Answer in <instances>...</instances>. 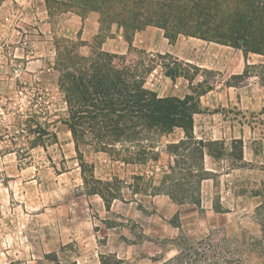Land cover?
Wrapping results in <instances>:
<instances>
[{
    "label": "rangeland",
    "instance_id": "1",
    "mask_svg": "<svg viewBox=\"0 0 264 264\" xmlns=\"http://www.w3.org/2000/svg\"><path fill=\"white\" fill-rule=\"evenodd\" d=\"M20 1L0 0V264H77V245L87 244L89 238L99 251L103 249V257L120 258L122 264H153L152 257L169 258L177 252L179 237L197 242L209 236L223 258L230 260L233 244L225 237L241 241L261 237L264 110L241 114L218 106L194 116L196 138L222 137L229 152L231 140L245 135L248 156L239 167L225 157L205 156L204 165L213 176L201 183L199 206L172 201L177 206L171 208L155 201V196L143 198L146 210L142 211L128 200L125 188V200L114 201L106 211L100 198L85 195L79 157L70 132L60 123L67 116L56 68L57 41L66 39L54 33L60 14L43 18L37 0ZM112 27L102 31V41ZM71 41L78 42L75 50L83 55L101 45ZM143 50L127 52L126 64L147 61L152 58L149 53H157L145 49L142 54ZM202 70L194 86L200 79L211 86L229 81L218 72ZM186 85L183 79L176 83L167 79L160 68L145 82L159 96L181 97ZM39 127L48 134L38 132ZM181 136L177 130L163 137L162 143L176 142ZM81 151L96 178L116 176L127 184L132 175L157 173L167 164L165 155L157 164L125 166L87 147ZM228 209L235 213H226ZM233 226H238V233L230 235ZM255 251L250 264H264ZM116 253L122 255L117 258Z\"/></svg>",
    "mask_w": 264,
    "mask_h": 264
},
{
    "label": "trees",
    "instance_id": "2",
    "mask_svg": "<svg viewBox=\"0 0 264 264\" xmlns=\"http://www.w3.org/2000/svg\"><path fill=\"white\" fill-rule=\"evenodd\" d=\"M48 16L71 12L82 19L94 12L98 15L99 33L93 40L102 43V31L115 25L122 30L128 52L135 33L146 27L162 30L173 44L178 36L193 37L229 46L248 53L264 55V0H43ZM78 42L60 39L56 44L58 86L66 104L67 116L60 123L70 132L79 157L85 195H97L106 211L111 204L125 200L140 210L143 198L167 196L177 205L201 203V183L213 176L204 165L205 156L223 157L232 165L243 164V141L232 139L229 152L223 141H205L194 135V116L204 112L200 96L212 88L202 79L192 82L203 70L170 53H149L147 61L127 65L124 55L103 51L100 46L88 55L75 50ZM146 54L145 51H140ZM160 68L164 77L188 82L189 93L182 97L159 96L146 88V77ZM257 71L264 85V65L248 66L227 83L239 85ZM205 85V87L203 86ZM264 110V109H263ZM217 112V111H215ZM43 135L45 130L38 129ZM182 133L176 142L162 143V138L175 131ZM218 146V147H217ZM104 153L114 162L128 166L157 164L167 157L165 168L150 175L131 176V184L116 176L109 180L96 178L92 166L83 161L81 148ZM227 152V153H226ZM89 166V167H88ZM87 173V174H86ZM137 196L140 199L137 200ZM176 220V215L174 216ZM173 223V226H177ZM233 244L231 259L223 258L219 245L208 236L197 242L176 238L177 252L162 259L152 257L153 264H250L253 249L264 258V225L261 237H245L242 241L225 237ZM111 259V260H110ZM100 257V264H122L116 258Z\"/></svg>",
    "mask_w": 264,
    "mask_h": 264
},
{
    "label": "crops",
    "instance_id": "3",
    "mask_svg": "<svg viewBox=\"0 0 264 264\" xmlns=\"http://www.w3.org/2000/svg\"><path fill=\"white\" fill-rule=\"evenodd\" d=\"M19 2L21 1L19 0ZM37 2L41 6L42 13L44 14L43 18H47V11L45 10L43 0H37ZM47 24V22L44 23V25ZM54 33L57 34V36L69 40H80L84 45H88L93 42L99 33L98 15L92 12L82 19L80 16L71 12L62 13L58 16ZM155 35L159 36V38L161 37L162 39L160 38L159 40V38ZM131 46L133 48L139 47L144 50L157 51V53H170L180 60L184 59L190 63H194L201 69L218 72L219 75L221 74V78L225 77V80L229 79V81L232 76L242 74L246 65H264V55L248 53L244 56L241 50L233 49L229 46L213 42L203 41L193 37L178 36L176 41L171 44L163 37L162 30L156 27H146L145 29L135 33ZM100 48L108 53L126 55L128 52V43L123 39L122 30L115 26L111 29V35L102 41ZM182 79L183 78H177L175 83L181 81ZM183 80L186 84H188L187 80ZM201 80L202 79L198 81ZM187 87L188 85H186V88ZM188 91L189 88L186 89L183 96L187 94ZM199 100L200 106L205 112H208L210 109L218 106L241 111V114H246L248 112H261L264 109V85L259 83L257 71L252 70L251 75L244 81V83L234 85L227 82H217L210 90L201 95ZM233 138L237 137L235 136ZM245 138V135L238 136V139H242L243 141V161L247 160L248 157L246 146H244V144H246ZM208 140L223 141V138H209ZM259 164H261V162ZM262 183L264 184V179ZM91 196L100 198L97 195ZM155 201H160L168 207L171 206V208L177 206L173 204L168 197L163 195L157 196ZM171 213H173V209H171L167 216L169 217ZM226 213L235 212L228 209ZM237 228L238 226H233V231L230 235L234 233L237 234ZM77 247L79 252L77 264H100V257L104 254V251L103 249L102 251H99L95 243H92L90 238L87 244L80 243ZM107 250L110 252L109 249ZM120 255L122 254L116 253L117 258L120 257ZM46 263L48 264L47 261Z\"/></svg>",
    "mask_w": 264,
    "mask_h": 264
}]
</instances>
